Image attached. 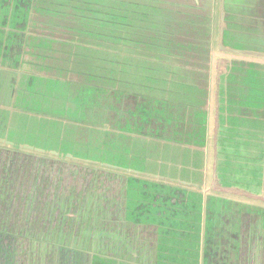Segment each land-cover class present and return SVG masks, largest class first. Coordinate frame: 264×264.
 <instances>
[{
    "label": "water",
    "instance_id": "95a60500",
    "mask_svg": "<svg viewBox=\"0 0 264 264\" xmlns=\"http://www.w3.org/2000/svg\"><path fill=\"white\" fill-rule=\"evenodd\" d=\"M242 3L51 0V7L58 6L45 12L48 21L56 23L60 15L68 29L85 22L79 28L83 41L68 43L61 67L52 55L16 60L33 66L28 75L0 60V147L124 179L138 174L134 168L153 163L162 142L173 140L172 129L186 124L184 108L195 93L189 91L184 69H224V101L235 98L237 73L243 74L237 56L253 54L241 49L236 35V9ZM59 4L65 9L56 11ZM191 32L197 42H188ZM85 143L124 163L109 167L62 153L64 147ZM97 255L108 261L109 256Z\"/></svg>",
    "mask_w": 264,
    "mask_h": 264
},
{
    "label": "crops",
    "instance_id": "0c3cea01",
    "mask_svg": "<svg viewBox=\"0 0 264 264\" xmlns=\"http://www.w3.org/2000/svg\"><path fill=\"white\" fill-rule=\"evenodd\" d=\"M243 1L236 35L241 49L253 54L237 56L243 74L237 73L235 98L224 101V69H184L195 93L184 108L186 124L172 129L173 140L162 142L153 163L123 179L124 222L133 244L115 249L108 261L93 254L92 264H238L243 218L264 228V0ZM55 6L51 0H0V60L19 68V75L33 68L16 61L24 55H52L61 67L68 43L83 41L85 22L68 29L60 15L48 21L45 12ZM136 239L146 249L134 246Z\"/></svg>",
    "mask_w": 264,
    "mask_h": 264
},
{
    "label": "rangeland",
    "instance_id": "374dc122",
    "mask_svg": "<svg viewBox=\"0 0 264 264\" xmlns=\"http://www.w3.org/2000/svg\"><path fill=\"white\" fill-rule=\"evenodd\" d=\"M188 37V42H197L199 39H195V34L191 32ZM207 41V40H206ZM213 50H216V44L213 46ZM224 57V56H222ZM230 55L225 56L226 59L230 60ZM216 64V63H215ZM223 67V63L221 64ZM9 140V139H8ZM26 142L31 143V141L27 140ZM38 148V146H37ZM0 150H3L5 152H12V153H18L17 155H21L23 158L27 159L29 163V167L25 165H19V167L15 168L16 175L19 176V180L16 183L17 189L20 191V193L15 194V198L13 199V195L7 196L5 194V186L1 185L0 186V252H4V247L3 245L6 242L11 241L17 232V235L19 237H15L17 240H14V242H11L13 245V248L16 249V251L19 254V257L15 258V263L13 264H38L35 258L32 260V256L35 254H41L44 252L43 249L47 248H42L39 249V245H45V247H49V242H53L57 245H62L66 246V248H73V249H78V245L76 244V239H75V230L76 228H81L85 227L87 224H90L89 226V232H87V235H93L95 231L98 229L102 230V227L104 226L105 229L111 228L109 223L110 221L115 220L116 218L112 217L107 219L106 217H103L101 220L99 219L100 215H105L106 212H111V210L107 208V201L106 199H96V203L93 204L94 207H97L98 211L95 214V218L97 220H94V223H92V220L89 219V216L86 214H81L83 213H89L91 212V197H82V195H85L83 193V190H85V187L87 185L86 182L90 180V176L88 175H83L80 174L79 177H75L77 173H67V172H59V171H51V167H46L44 161H49V163H55V164H60L61 166L66 165L65 161H60V160H54V159H48L36 155H31V154H25V153H19L14 150H6L4 148L0 147ZM53 151V150H49ZM62 153H65V156L67 157L69 154L72 155L75 158H79L80 160H85V161H92L94 163H100L104 166H116L124 163V161H116L110 157V155L103 154L102 152H98L95 149L90 148V146L85 143L83 147H64L62 149ZM2 157V156H1ZM40 160L41 163L45 166L42 168L40 167V164L38 163ZM32 164V165H31ZM70 165V164H67ZM31 166V167H30ZM70 166L73 167H82V166H77L71 164ZM91 167V166H90ZM118 167V166H116ZM86 168V167H83ZM87 169H92L94 172H99L101 171L100 169H93L87 168ZM19 171V172H18ZM45 172V176L42 175V173ZM65 175H64V174ZM63 174V177L61 178ZM112 175H115L113 173H109ZM54 178L57 179V182H54ZM122 179H124L122 177ZM93 180H96L93 179ZM92 184V183H91ZM32 189L34 192V201L31 202L27 195L30 193L29 190ZM26 193V194H25ZM67 193H70L67 195ZM83 193V194H82ZM13 199V201H11ZM79 200V202L83 201L81 204H78L76 201ZM71 200L72 203L67 206V202ZM4 201H10L8 206H2V203ZM90 205V210H86L85 206ZM41 207V208H40ZM66 210V211H71L73 213H77L80 211L78 214V219L75 221H65L62 224V230L65 231L64 233H57L55 235V238L51 239L48 237V230L43 229L42 230V236H36L37 233H35L33 236H36L35 238L30 237L28 233H24L23 229L25 228L26 224H24V220H22L24 217H31L35 221H38L39 223H44V224H51L54 225L57 222L60 221V218L63 219L65 218L66 214L60 213L61 210ZM103 209L105 212L99 213V211ZM60 213V214H59ZM38 215V216H37ZM223 218L224 221L229 222V217L226 212L223 213ZM39 219V220H38ZM65 223V224H64ZM226 224V226H227ZM69 227L67 230L65 228ZM226 226L224 228H226ZM58 226H53L54 229H56ZM91 227H93V231L91 233ZM20 230V232H19ZM23 232V233H22ZM73 232V233H72ZM264 232V230H263ZM91 233V234H90ZM106 234H109V232L106 230ZM67 234L68 238H71V243H66L65 240H63V235ZM73 235V236H72ZM99 235V234H98ZM98 236L93 235V244L91 242V238L88 239L86 246L88 247L84 248L83 246H80L79 250H82L83 253L88 256L87 258V264H89L90 258L93 257V254H103L110 256L109 254L113 253L114 250H109L106 247H102L99 245H96L94 242L97 240ZM23 239V241H22ZM63 240V241H62ZM32 241V242H31ZM16 244V246H15ZM32 246V248H31ZM12 249V248H11ZM222 250H225V247L222 248ZM21 251V252H20ZM31 251H34L31 253ZM46 251V250H45ZM48 253H51V263L58 261L59 258H56L57 256L55 255L56 251L54 249H47ZM30 252V253H29ZM33 254V255H32ZM224 251L218 252V255H223L225 256ZM58 255V254H57ZM18 256V255H17ZM1 263L4 264V258L0 257ZM24 258V260H23ZM39 258V257H38ZM0 263V264H1ZM92 264V261H91Z\"/></svg>",
    "mask_w": 264,
    "mask_h": 264
},
{
    "label": "flooded vegetation",
    "instance_id": "af4514ba",
    "mask_svg": "<svg viewBox=\"0 0 264 264\" xmlns=\"http://www.w3.org/2000/svg\"><path fill=\"white\" fill-rule=\"evenodd\" d=\"M17 154L12 153L11 151L5 152L3 150H0V186L1 185L5 186V189H6L5 194L7 196L13 195V199L16 197L15 194L20 193V191L16 187V183L19 180V176L16 175L15 168L19 167V165H25L29 167V163H30L27 159L23 158L20 154L19 155ZM41 161L43 160H40L38 163L40 164V167L42 168L44 165L41 163ZM44 162H45L46 167H51L50 170L52 172L61 171V172H67V173L68 172L77 173V175H75L76 178L79 177L80 174L90 176L89 177L90 180L86 182L87 185L85 187V190H83V193H85V195H82L81 198L85 196L92 198L91 212L89 213L82 212L81 214H86L87 216H89V219L92 220V223H94V220H97L95 218V214L98 211L97 207H94L93 204L96 203V199H99V198L101 200L106 199L107 201L106 209L109 208L111 212H106L104 216L100 215L98 220H101L103 217H106L107 219L114 217L116 219L113 221H110L111 223H109V225L111 226V228L105 229L103 226L102 230L97 229L94 234L92 233L93 227H91V233L95 236H98L97 240L94 241L96 245L106 247L109 250L116 249L119 252H124L125 249H127L128 245L133 244V240L131 237V229L129 225H127V223L124 222L125 221L124 220L125 192H124V184H123L122 178L106 173V172H103V171L94 172V170L92 169H87L83 167H73L67 164L61 166L60 164L49 163V161H44ZM63 174L61 178L63 177ZM42 175L45 176V172H43ZM95 178L96 180H93ZM54 182H57L56 178H54ZM29 192L30 193L27 195V197L31 202H33L35 200L34 199L35 191L30 189ZM69 194L70 193H67V195ZM13 199L11 201H13ZM79 200L80 199L76 201L78 204H81L82 202H84V200L82 202L81 201L79 202ZM9 203L10 201H4L2 203V206L6 207L9 205ZM71 203L72 201L69 200L67 202L68 204L67 206H69ZM85 209L90 210V205L85 206ZM79 212L80 211H78L77 213H73L71 211H66L64 209L61 210L60 213L66 214L65 218L63 219L60 218V221L52 226L51 224L39 223L38 221H35L31 217H24L22 220H24V224H26V226L23 229L24 230L23 232L24 233L26 232L30 235V237L35 238L36 236H39V235L42 236L43 229H47V230L49 229L48 237L51 239L52 238L54 239L55 235H57V233H59L60 231L61 233L65 232L62 230L63 222H65L66 220L67 221L77 220L79 216L78 214ZM101 212H105V211L101 209L99 213ZM53 226L55 227L58 226V227L54 229ZM89 226L90 224H87L85 227H81L78 229L76 228L74 232L76 236L75 239H76V244L78 245V249L66 248L67 245L69 244H66V246L65 245L59 246L53 242H49V247H45V245H41V246L39 245V249L42 250V248H47V249L52 248L56 251L55 253V255L57 256L56 258H59V259L58 261L53 262V264H87L88 256H86L82 250H79V248L80 246H83L84 247L82 248L83 250L85 248H87L88 250V247L86 246L88 239L91 238V242L93 241V235H89V236L87 235V232H89L90 230ZM68 228L69 227L67 226V228L65 229L67 230ZM106 230L109 232V234L105 233ZM263 230L264 228L261 225H258L256 220L253 219V217L245 216L243 218L242 223H241V245L239 247L238 264H264V232ZM35 233H37V235L33 236ZM63 236H64L63 240H65L66 243H71L72 237L68 238L67 234ZM15 237L20 238V236L17 235V232L15 234ZM15 237L11 241L6 242L3 245L4 247H6V249H4V252L2 251L0 252V257L4 258V264H13L16 261L15 258L19 257L20 253H18L16 249L13 248V245L11 244V242H14V240H17ZM134 246L146 249V246L143 243H141L139 239H136L134 241ZM47 249H43L44 252L41 254H38V255L32 254L33 256H32L31 261H33V258H35L38 264H52L51 263L52 261L50 259L51 253H48ZM33 252L34 251H31V253ZM0 263H1V260H0Z\"/></svg>",
    "mask_w": 264,
    "mask_h": 264
}]
</instances>
